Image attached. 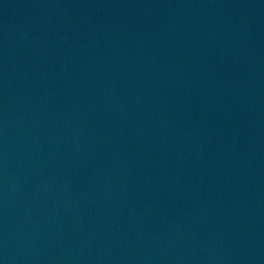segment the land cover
<instances>
[{
	"label": "water",
	"instance_id": "1",
	"mask_svg": "<svg viewBox=\"0 0 264 264\" xmlns=\"http://www.w3.org/2000/svg\"><path fill=\"white\" fill-rule=\"evenodd\" d=\"M0 264H264V0H0Z\"/></svg>",
	"mask_w": 264,
	"mask_h": 264
}]
</instances>
